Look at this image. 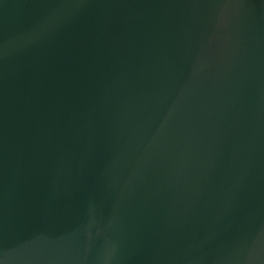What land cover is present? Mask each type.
I'll return each instance as SVG.
<instances>
[{"label":"water","instance_id":"obj_1","mask_svg":"<svg viewBox=\"0 0 264 264\" xmlns=\"http://www.w3.org/2000/svg\"><path fill=\"white\" fill-rule=\"evenodd\" d=\"M0 264H264V0H0Z\"/></svg>","mask_w":264,"mask_h":264}]
</instances>
